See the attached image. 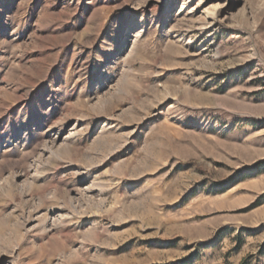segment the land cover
Returning a JSON list of instances; mask_svg holds the SVG:
<instances>
[{
    "label": "rangeland",
    "instance_id": "rangeland-1",
    "mask_svg": "<svg viewBox=\"0 0 264 264\" xmlns=\"http://www.w3.org/2000/svg\"><path fill=\"white\" fill-rule=\"evenodd\" d=\"M0 264H264V0H0Z\"/></svg>",
    "mask_w": 264,
    "mask_h": 264
}]
</instances>
